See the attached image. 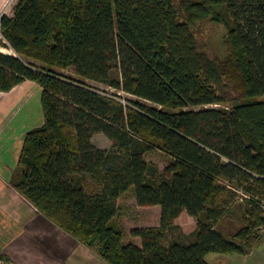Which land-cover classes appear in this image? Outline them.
I'll return each mask as SVG.
<instances>
[{
    "label": "trees",
    "instance_id": "obj_1",
    "mask_svg": "<svg viewBox=\"0 0 264 264\" xmlns=\"http://www.w3.org/2000/svg\"><path fill=\"white\" fill-rule=\"evenodd\" d=\"M200 22L224 27L215 53ZM2 32L16 55L0 51V92L39 84L44 118L11 183L51 223L107 264H210L261 240L264 0H18ZM153 151L171 163L147 161ZM131 187L139 206L161 207L159 225L131 230L140 245L115 221Z\"/></svg>",
    "mask_w": 264,
    "mask_h": 264
},
{
    "label": "rangeland",
    "instance_id": "obj_2",
    "mask_svg": "<svg viewBox=\"0 0 264 264\" xmlns=\"http://www.w3.org/2000/svg\"><path fill=\"white\" fill-rule=\"evenodd\" d=\"M17 2L18 0H0V14L5 12V14L11 16ZM223 30V26L216 25L211 22H200L195 28L200 42L207 46V49L211 54L215 53L214 46L218 43L219 34L223 33ZM0 51L16 55V53L8 46H1ZM64 73L68 72L66 71ZM90 83L98 89L115 95L127 105L137 100L135 96L125 91L107 87L95 82ZM262 99H264V96ZM140 101L151 106L159 107V105L150 101L143 99ZM222 106L223 105L221 104H209L205 107L220 108ZM199 108L200 107H197L196 109ZM93 141L97 147L102 149H110L112 146L111 140L102 133L95 134ZM146 159L147 161H154L158 163L161 170L165 169L172 161L171 158L166 156L161 151L147 153ZM17 172H19L20 175L14 180L19 181L22 176V171L17 169L16 174ZM14 176L15 174L11 177V179ZM117 203L119 208L115 221L124 230L126 240L134 241L136 244L140 245V238L131 236V230L135 227L142 225L147 226L155 223L158 215L154 212V210H151V208H145L144 206H139L137 204L134 196V187H131L124 196L120 197ZM157 207L161 210L160 206ZM29 210L30 212H28ZM29 210L24 212L23 216H21V214L18 216L17 219L21 222H17V224L20 225L21 229H18L17 234L10 229L0 231L1 245L5 247L7 244L5 249L0 250V257L8 258L12 260L14 264H81L86 263L87 261H95L96 264H107L94 252L77 242L57 225L48 222L37 210L32 208ZM2 226L4 227V225L1 224L0 228ZM7 226L9 227L11 225L7 224ZM54 236H57L60 239L62 246L57 244L56 239L58 238H56L53 242L52 239ZM4 243L6 244L4 245ZM226 257H232V255L210 253L207 256V260L210 264H219V262H216L217 259L220 258L225 260ZM237 261L238 260L232 261L230 264H237ZM239 262L240 261H238V264H242V262ZM221 264H227V262H223Z\"/></svg>",
    "mask_w": 264,
    "mask_h": 264
},
{
    "label": "crops",
    "instance_id": "obj_3",
    "mask_svg": "<svg viewBox=\"0 0 264 264\" xmlns=\"http://www.w3.org/2000/svg\"><path fill=\"white\" fill-rule=\"evenodd\" d=\"M41 97L42 87L33 81H25L9 92H0V102H2L0 103V225H4L0 231L10 229L17 234L18 229H21L20 225L17 224V222H21L18 221V216L20 214L23 216L24 212L30 208L35 209L15 190L10 180L19 167L26 133L43 124ZM157 206L159 205L145 207L151 208L158 215L157 221L147 226L160 224L161 210ZM41 216L50 222L42 214ZM175 222L181 225L187 234L193 232L197 227L196 219L186 211L182 212ZM7 224L11 226L8 227ZM139 227H144V225ZM262 233L261 240L253 246L249 253L231 254L232 257H226L225 260L219 258L216 262L230 264L232 261L238 260L242 264H264V230ZM56 238L58 237H53V242ZM58 239H56L57 244L62 246L60 239ZM6 246L7 244L3 247L0 243V250L5 249ZM81 264L96 263L95 261H87Z\"/></svg>",
    "mask_w": 264,
    "mask_h": 264
},
{
    "label": "built area",
    "instance_id": "obj_4",
    "mask_svg": "<svg viewBox=\"0 0 264 264\" xmlns=\"http://www.w3.org/2000/svg\"><path fill=\"white\" fill-rule=\"evenodd\" d=\"M4 14L5 12H2V14H0V39L6 42L3 32H2V17ZM0 264H14V262L8 258L0 257Z\"/></svg>",
    "mask_w": 264,
    "mask_h": 264
}]
</instances>
